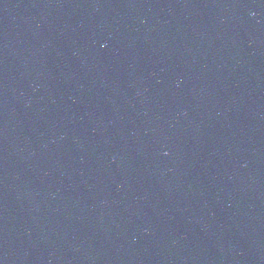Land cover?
<instances>
[{
    "label": "water",
    "instance_id": "obj_1",
    "mask_svg": "<svg viewBox=\"0 0 264 264\" xmlns=\"http://www.w3.org/2000/svg\"><path fill=\"white\" fill-rule=\"evenodd\" d=\"M0 264H264V0H0Z\"/></svg>",
    "mask_w": 264,
    "mask_h": 264
},
{
    "label": "clouds",
    "instance_id": "obj_2",
    "mask_svg": "<svg viewBox=\"0 0 264 264\" xmlns=\"http://www.w3.org/2000/svg\"><path fill=\"white\" fill-rule=\"evenodd\" d=\"M102 47H103V45H102Z\"/></svg>",
    "mask_w": 264,
    "mask_h": 264
}]
</instances>
